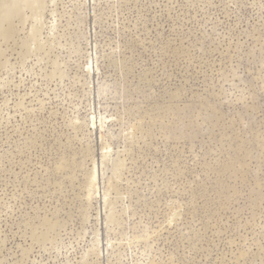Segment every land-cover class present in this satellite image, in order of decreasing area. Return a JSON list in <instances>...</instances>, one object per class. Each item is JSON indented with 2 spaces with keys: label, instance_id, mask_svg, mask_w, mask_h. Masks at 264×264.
<instances>
[{
  "label": "rangeland",
  "instance_id": "1",
  "mask_svg": "<svg viewBox=\"0 0 264 264\" xmlns=\"http://www.w3.org/2000/svg\"><path fill=\"white\" fill-rule=\"evenodd\" d=\"M0 264H264V0H0Z\"/></svg>",
  "mask_w": 264,
  "mask_h": 264
}]
</instances>
